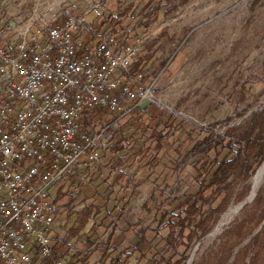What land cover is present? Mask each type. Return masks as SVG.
Here are the masks:
<instances>
[{
  "label": "rangeland",
  "instance_id": "obj_1",
  "mask_svg": "<svg viewBox=\"0 0 264 264\" xmlns=\"http://www.w3.org/2000/svg\"><path fill=\"white\" fill-rule=\"evenodd\" d=\"M159 1L163 8L148 20L144 7L149 0H0V38L13 41L23 26L41 27V20L64 22L68 17L82 16L85 22L76 35L79 43L88 38L89 28L97 30L100 16L112 14L110 24L101 26L99 33L125 38L136 48V59L144 63L143 85L153 84V102L167 110L164 121L172 115L176 122L186 120L200 128L190 136L183 134L181 143L175 144L183 155L192 140L202 139L210 131L222 134L264 109V0H188L184 4L172 0L176 6L172 14H168L166 0ZM188 126L186 130H190ZM142 143L141 154L124 173L119 172L114 160L103 158L100 163L80 164L70 176L69 181L77 178L80 182L81 195L76 198V191L67 193V204L72 197L75 204L61 213V242L67 250L68 264H102L111 227L106 231L98 227V239L93 244L90 229L94 223L99 226L114 208L121 213L119 220L115 221V213L112 219L120 229H128L133 235L144 228L155 229V209L174 208L168 204L194 184L197 173L193 166L199 164L201 155L174 169L168 163V153L156 152L150 133ZM131 146L132 142L127 148ZM96 166L102 174L89 182ZM263 167L264 160L249 181L232 186L226 210L196 243L188 264H202V258L214 251L225 231L251 213L250 208L244 210V205L252 204L258 191L264 195V174L255 183ZM69 186L67 181L59 187L66 192ZM107 186L111 193L100 196L99 190ZM239 197L241 201L236 200ZM85 207L92 208L87 224L79 230ZM96 209L99 212L93 218ZM131 235L127 234L125 246H131ZM137 256L122 257L121 264H145ZM108 263L105 259L103 264Z\"/></svg>",
  "mask_w": 264,
  "mask_h": 264
},
{
  "label": "built area",
  "instance_id": "obj_2",
  "mask_svg": "<svg viewBox=\"0 0 264 264\" xmlns=\"http://www.w3.org/2000/svg\"><path fill=\"white\" fill-rule=\"evenodd\" d=\"M84 22L41 20L13 41L0 38V264H68L53 251L68 199L58 198L59 186L80 164L105 157L99 136L83 132L82 118L106 109L104 133L153 102L143 72L134 78L142 89L126 84L134 46L120 48L114 36L100 35L79 54L74 38Z\"/></svg>",
  "mask_w": 264,
  "mask_h": 264
},
{
  "label": "trees",
  "instance_id": "obj_3",
  "mask_svg": "<svg viewBox=\"0 0 264 264\" xmlns=\"http://www.w3.org/2000/svg\"><path fill=\"white\" fill-rule=\"evenodd\" d=\"M187 1L182 0L181 4ZM166 2L170 5L168 14H172L176 6H173L172 0ZM162 8L161 1L149 0L144 7L147 19H151ZM112 17V14L108 17L100 16L97 30H88L85 36L88 38L83 42L78 43V36H75L74 41L79 54L85 52L88 46L98 39L101 35L99 28L103 25L108 26ZM116 41L120 48L127 45L125 38ZM143 65L142 60H137L130 68L126 81L130 88L135 90L143 88L134 81L135 76L142 72ZM166 113L165 108L154 102H147L124 116L116 129L109 127L104 133L100 132L110 121L106 109L97 108L87 112L81 120L83 132L99 136L96 148L105 152L104 158L114 160L116 167L120 166L118 170L121 173L132 167L134 158L141 154L142 142L149 133L156 152L168 153L170 155L168 163L174 169L181 168L189 158L201 155L199 164L193 166V171L197 173L194 184L183 192L181 198H174L168 204L175 207L170 209L161 206L155 209L154 219L157 222L155 229L144 228L135 235L128 229H120L112 220L114 213L117 214L115 221L121 216L120 211L115 208L104 216L99 226L95 223L92 225L90 231L93 238L89 239L91 244L98 239L96 233L98 227H103L105 231L111 227L104 246L102 264L105 259H109L108 264H121L122 257L128 259L135 254L138 255L137 259L144 261L145 264H188L196 243L212 230L226 210L232 186L249 181L264 160V109L253 113L242 125L228 127L222 134L210 131L202 139L192 140L183 155L178 153L175 144L181 143L183 134L187 133V136H190L200 128L188 124L186 120L176 122L172 115L164 121ZM186 126L190 130H186ZM130 142L132 146L128 149L127 145ZM120 154L122 155L119 156ZM101 174L102 169L99 166L94 167L89 182L93 181V177L99 179ZM67 181L70 182V186L66 192L59 188L58 198L72 195L73 191H76V198L79 197L81 186L78 179ZM103 185L105 186L104 182ZM109 188L102 187L99 195L103 196L105 193L109 195L111 193L108 192ZM218 199H221L220 202L214 206ZM75 200V197H72L66 207L75 204ZM236 200L241 201L242 197ZM91 208L85 207L81 212L79 230L87 224ZM248 208L251 209V213L235 221L225 231L214 251L202 258V264H264V195L261 190L257 192L252 204L244 205L245 211ZM98 212L96 209L92 217L94 218ZM128 233L132 234L130 247L124 244ZM64 248L61 241L56 242L54 254L65 255L67 250H63Z\"/></svg>",
  "mask_w": 264,
  "mask_h": 264
},
{
  "label": "bare ground",
  "instance_id": "obj_4",
  "mask_svg": "<svg viewBox=\"0 0 264 264\" xmlns=\"http://www.w3.org/2000/svg\"><path fill=\"white\" fill-rule=\"evenodd\" d=\"M264 174V167L260 170V172L258 173L256 179H255V183L256 185L258 184L259 182V179L262 178L261 176Z\"/></svg>",
  "mask_w": 264,
  "mask_h": 264
},
{
  "label": "water",
  "instance_id": "obj_5",
  "mask_svg": "<svg viewBox=\"0 0 264 264\" xmlns=\"http://www.w3.org/2000/svg\"><path fill=\"white\" fill-rule=\"evenodd\" d=\"M243 206V205H242Z\"/></svg>",
  "mask_w": 264,
  "mask_h": 264
}]
</instances>
